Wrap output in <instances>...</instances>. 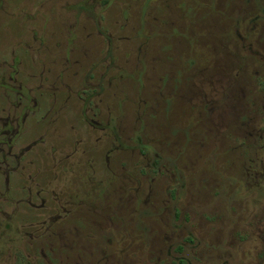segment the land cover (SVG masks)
<instances>
[{"label": "rangeland", "instance_id": "1", "mask_svg": "<svg viewBox=\"0 0 264 264\" xmlns=\"http://www.w3.org/2000/svg\"><path fill=\"white\" fill-rule=\"evenodd\" d=\"M0 264H264V0H0Z\"/></svg>", "mask_w": 264, "mask_h": 264}]
</instances>
